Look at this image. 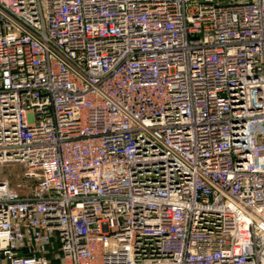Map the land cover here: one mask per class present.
Instances as JSON below:
<instances>
[{
  "label": "built area",
  "instance_id": "1",
  "mask_svg": "<svg viewBox=\"0 0 264 264\" xmlns=\"http://www.w3.org/2000/svg\"><path fill=\"white\" fill-rule=\"evenodd\" d=\"M0 264H264V0H0Z\"/></svg>",
  "mask_w": 264,
  "mask_h": 264
},
{
  "label": "rangeland",
  "instance_id": "2",
  "mask_svg": "<svg viewBox=\"0 0 264 264\" xmlns=\"http://www.w3.org/2000/svg\"><path fill=\"white\" fill-rule=\"evenodd\" d=\"M23 166L19 163H0V179H8L10 185L16 188L20 194L27 193L30 188V183L22 177Z\"/></svg>",
  "mask_w": 264,
  "mask_h": 264
}]
</instances>
